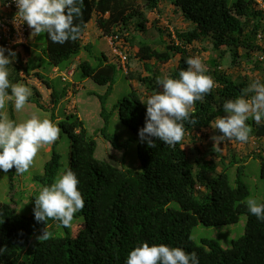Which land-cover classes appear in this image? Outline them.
<instances>
[{
    "label": "trees",
    "instance_id": "trees-1",
    "mask_svg": "<svg viewBox=\"0 0 264 264\" xmlns=\"http://www.w3.org/2000/svg\"><path fill=\"white\" fill-rule=\"evenodd\" d=\"M165 3L173 5L175 13L192 28L169 34V38L174 39L169 42L163 39L165 30L162 29H157L161 33L159 39H143L132 33L147 35L150 31L147 12L162 13L161 6ZM82 12L81 34L76 41L61 45L53 43L46 34L45 56L54 67L67 63L70 68L82 47L90 49V44L83 46L82 36L96 16V27L104 36L118 37L120 41L130 42L131 48H138L137 57L142 68H132L128 64L127 77L137 80L150 94L160 90L157 78L164 75L158 74V68L171 64L179 55L178 64L168 75L178 78L179 71L187 68L186 59L193 57L189 47L195 42L211 44V49L203 47L204 51H211L204 64L216 87L202 102H196L193 116L198 123L185 122L184 138L175 147L157 140L156 147L149 148L139 138L142 172L119 170L98 160L96 141L88 137L78 116L69 114V120L60 125L71 140L69 169L76 174L78 189L85 201L83 210L77 212L74 219L84 216L85 222L78 234L73 235L71 227L65 228L49 220L48 227L58 224L64 236L56 235L38 242L29 257L32 237L45 227V223H38L34 214L31 217L19 215L16 205L0 203V248L5 249L0 252V264H125L128 253L142 242L196 252L199 264H264V221L258 220L247 208V186L238 178L237 187H232L226 170L218 174V164L213 160L189 158L195 150L201 154L197 142L202 138L198 134L203 136L217 116L225 115L224 102L239 96L241 89L252 81L229 73L223 67L227 56L230 54L232 59L231 68L239 67V61L243 60L253 64L255 70L264 72V44L260 43L264 42V11L258 8L255 0H235L231 5L229 0H84ZM24 51L31 54L27 46ZM17 53L16 65H7L10 82L22 83L37 78L51 90V105L56 108L67 94L66 90L58 91L44 75L31 72ZM78 69L82 77L108 85V94L111 93L118 68L109 63L106 56L96 67L80 61ZM29 100L33 101L34 95ZM144 102L146 100L136 88L118 104L120 120L137 135L145 125L147 106ZM102 115L107 122L109 115L105 110ZM12 119L15 120L13 115ZM249 122L250 138L264 139V120L259 125L252 119ZM103 134L115 148L121 146L119 138L109 135L107 128L103 129ZM56 146L55 143L44 174L35 178L43 185L51 184L63 167V158ZM212 150V154L219 151L218 148ZM259 158L264 177V157L260 155ZM203 188L208 189V194L196 195ZM172 203H178L180 210L173 208ZM244 215L248 218L245 235L234 240L229 249H224L216 240H202L200 244L192 240V232L200 223L208 227L233 225Z\"/></svg>",
    "mask_w": 264,
    "mask_h": 264
},
{
    "label": "rangeland",
    "instance_id": "rangeland-1",
    "mask_svg": "<svg viewBox=\"0 0 264 264\" xmlns=\"http://www.w3.org/2000/svg\"><path fill=\"white\" fill-rule=\"evenodd\" d=\"M234 1L229 0V4H233ZM161 10L163 11L162 13L159 11L147 12L146 16L150 25V31L147 35L135 31H132V33L134 35H140L143 39H148L149 37L159 39L161 33L157 29H162L165 30L163 39L169 42L171 39L174 40L173 37L171 39L169 38V34L192 28L188 22L183 21L180 14L175 13L173 5L165 3L161 6ZM86 38L90 42V49L86 50L82 47L81 53L73 61V66L68 68L67 63L63 64L55 73V67L49 63L45 56L46 34H36L29 28L28 45L31 48V54L27 55L22 49L21 51L14 52H20L19 54L23 58L24 65L29 67L31 72H38L44 75L47 80L53 82L54 87L58 91L66 90L67 94L61 99L57 107L54 108L50 103V93L46 86L41 85L38 79H26L22 83L31 90V96L34 95V100H28L20 112H16L13 103L8 101L5 111L11 119L13 115L17 122L30 117L32 114H36L41 118H50L60 128L59 138L55 142L57 144L56 151L63 158V167L60 173L70 168L71 140L60 125L62 121L69 120V114L78 116L84 124L88 137L96 141L97 149L95 155L98 160L111 164L119 170L142 172L143 165L138 156L139 136L120 120L118 104L136 88H139L145 100L153 94H150L144 87H141L137 80H132L127 77V71L118 63V57L115 53V49L123 51L121 44H124V48L130 50L128 51L130 53L128 64L132 68L140 67L141 69L143 64L137 57L138 48H131L129 45L130 42H125L124 40L122 43L115 42V46H112L110 39L104 36L96 27V16H94L87 27V31L84 33V40ZM260 43L264 44V42ZM84 45L85 41H83ZM203 47L211 49V44L209 42H195L193 46L189 47V51L194 53L193 57L198 56L205 63L208 61L211 51H204ZM5 55L7 56L8 52H5ZM103 56H106L108 61L114 63L118 68L115 84L109 94L108 85H99L89 78L82 77L78 69L80 61H87L93 67L98 66ZM227 58L223 67L228 69V72L235 77H248L250 81L259 79L262 83L264 82V72L255 70L253 64L249 65L241 60L239 61V67L231 68L230 60L232 59L230 54ZM179 59L180 56L177 55L171 64H162L158 68V74H163L164 76L170 75V71L178 64ZM11 60V65H16V58L13 57ZM68 70H74V75L69 76ZM9 72L10 70H8ZM63 74H67V80L65 82L61 78ZM74 85H76L78 90H73ZM36 91L40 92L41 96L36 94ZM159 91H162V86H160ZM36 99L39 100L42 106H39ZM73 102H75L74 107ZM103 110L109 115L107 122L102 115ZM249 120L247 123L251 126ZM104 128H107L109 135L119 138L118 143L121 145L119 148H115L104 137ZM214 135H219V132L212 127L203 136L199 134L202 139L197 142V146L201 150V154L195 150L189 155V158L195 160L200 157L205 158L207 161H215L218 164V174L226 170L232 187H237V179L240 178L247 186L249 196L255 197L259 203H264V177L261 173L262 163L259 158L260 155L264 157V152H262L264 150V139L249 138L247 143H240L233 139L230 141L226 140L219 145H214L215 142L211 139ZM55 143L44 146L38 152L30 170L23 175L17 174L15 168L8 173L0 170V203L16 205L18 214L22 216L31 217L34 214L35 196L38 195L42 186H44L35 178L44 174L45 165L52 157V150ZM213 148H218L219 151L217 150V153L212 154ZM231 162L232 165L230 164ZM196 170H198L197 164ZM207 194L208 189L206 188L196 193L199 197H204ZM171 206L180 210L178 203H172ZM247 221L248 218L244 215L238 223L233 225L208 227L200 223L192 232V240L197 244H200L202 240H216L224 249H229L232 247L234 240L245 235ZM84 222V216L73 220L71 226L73 235L78 234ZM41 230H38L32 237L29 257H31V253L39 242L37 237L41 235ZM48 230L53 233V236H64L65 234L64 230L58 224L48 227Z\"/></svg>",
    "mask_w": 264,
    "mask_h": 264
},
{
    "label": "clouds",
    "instance_id": "clouds-1",
    "mask_svg": "<svg viewBox=\"0 0 264 264\" xmlns=\"http://www.w3.org/2000/svg\"><path fill=\"white\" fill-rule=\"evenodd\" d=\"M8 1L0 0V13ZM11 2L18 9L16 17L26 23L32 32L47 34L53 43L63 45L70 40L74 42L81 34L84 0H11ZM255 2L258 8L264 11V0L262 3H259V0ZM76 20H80V23H75ZM82 37V41H85L84 36ZM109 39L112 46H115V42H122L118 37ZM258 39L261 41L262 36L259 35ZM24 46L29 47L28 42L8 48L5 42L0 40V170L8 173L15 168L19 175L30 170L38 152L44 146L55 143L60 133V128L50 118L32 114L17 122L5 111L6 103L11 101L15 111L20 112L32 95L31 90L23 83H12L8 78L7 65L16 55L11 50L21 51L24 50ZM122 50L115 49L127 55L125 69L128 71L129 49L122 47ZM116 55L118 63L121 64L120 56ZM186 64L187 68L179 71L178 78L168 75L158 77L157 84L162 86V91H156L144 102L147 106L145 125L139 129L138 135L140 142L146 143L149 148H155L157 140L170 147L179 144L184 138L185 122L192 125L198 123L193 116L194 105L197 101L202 102L216 87L200 57H188ZM58 68H54L55 73ZM66 75H61L63 82L67 80ZM68 75L73 76L74 70H68ZM21 76L24 74L21 73ZM49 82L53 85V82ZM41 85L44 84L41 82ZM74 86L73 90H78L76 85ZM47 90L51 94V90L48 88ZM38 94L41 96L40 92ZM73 103L74 107L75 102ZM223 111L225 115L217 116L211 123V127L219 132V135L211 137L214 145L233 139L247 143L252 132L247 121L252 119L259 125L264 120V83L259 79L252 80L247 87L241 89L239 96L224 102ZM78 185L76 174L67 169L59 173L51 184L42 186L35 196L34 218L38 223H45L41 235L37 237L39 242L48 241L53 236L48 230L49 220L70 228L75 214L83 210L85 201ZM246 205L252 215L264 221V204L249 196ZM4 250L0 248V252ZM125 264H199V259L196 252L188 253L180 247H170L162 243L149 245L148 242H142L128 253Z\"/></svg>",
    "mask_w": 264,
    "mask_h": 264
},
{
    "label": "built area",
    "instance_id": "built-area-1",
    "mask_svg": "<svg viewBox=\"0 0 264 264\" xmlns=\"http://www.w3.org/2000/svg\"><path fill=\"white\" fill-rule=\"evenodd\" d=\"M262 3V0H259ZM0 13V40L5 42L6 47L21 46L28 42L29 28L19 17L16 5L9 0ZM120 56L121 64L125 68L128 57L126 54L115 51Z\"/></svg>",
    "mask_w": 264,
    "mask_h": 264
},
{
    "label": "crops",
    "instance_id": "crops-1",
    "mask_svg": "<svg viewBox=\"0 0 264 264\" xmlns=\"http://www.w3.org/2000/svg\"><path fill=\"white\" fill-rule=\"evenodd\" d=\"M88 43H90V42H89L88 38H86V39H85V44H88ZM109 62H110V61H109Z\"/></svg>",
    "mask_w": 264,
    "mask_h": 264
}]
</instances>
